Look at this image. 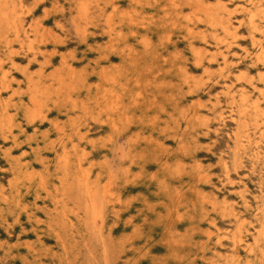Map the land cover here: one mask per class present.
<instances>
[{
    "label": "rangeland",
    "instance_id": "obj_1",
    "mask_svg": "<svg viewBox=\"0 0 264 264\" xmlns=\"http://www.w3.org/2000/svg\"><path fill=\"white\" fill-rule=\"evenodd\" d=\"M0 264H264V0H0Z\"/></svg>",
    "mask_w": 264,
    "mask_h": 264
},
{
    "label": "bare ground",
    "instance_id": "obj_2",
    "mask_svg": "<svg viewBox=\"0 0 264 264\" xmlns=\"http://www.w3.org/2000/svg\"><path fill=\"white\" fill-rule=\"evenodd\" d=\"M141 18V17H140ZM234 19V18H233ZM113 52V51H112ZM119 110V109H118ZM79 187V186H78ZM74 212V211H73ZM224 216V215H223ZM172 244V243H171Z\"/></svg>",
    "mask_w": 264,
    "mask_h": 264
}]
</instances>
